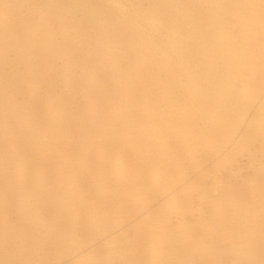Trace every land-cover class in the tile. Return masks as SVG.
<instances>
[{
	"label": "rangeland",
	"instance_id": "obj_1",
	"mask_svg": "<svg viewBox=\"0 0 264 264\" xmlns=\"http://www.w3.org/2000/svg\"><path fill=\"white\" fill-rule=\"evenodd\" d=\"M0 264H264V0H0Z\"/></svg>",
	"mask_w": 264,
	"mask_h": 264
}]
</instances>
